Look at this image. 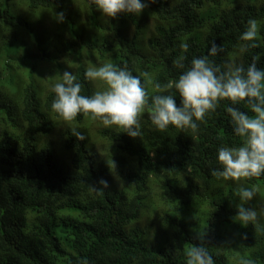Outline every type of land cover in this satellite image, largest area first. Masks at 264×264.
Masks as SVG:
<instances>
[{"label": "trees", "instance_id": "trees-1", "mask_svg": "<svg viewBox=\"0 0 264 264\" xmlns=\"http://www.w3.org/2000/svg\"><path fill=\"white\" fill-rule=\"evenodd\" d=\"M65 1L0 0V264H186V251L202 242L215 264H264V223L256 220L242 226L233 219L242 203L235 193L240 187L264 188V175L237 182L217 180L211 174L220 168V147L241 146L226 110L229 102L222 101L203 122L197 121L195 131L172 126L158 131L147 111L140 118L141 138L102 124L98 132L108 143L106 158L92 149L96 145L89 133L64 126L51 110L53 79L45 101L39 100L44 74L55 73L49 63L60 60L62 50L77 45L69 39L61 48L64 33L53 38L55 30L63 29L79 37ZM83 1L99 14L89 0ZM52 8L63 13L62 21L58 14L53 18L52 28L22 15L24 9L49 13ZM98 14L96 26L107 36L103 47L97 48L101 53L109 50L114 66L127 67L142 82L141 74L149 73V98L157 94L154 85L159 83L164 89L160 94L173 95L180 106L178 92L167 88L183 72L173 67V61L184 55L185 67L190 66L194 57L207 54L212 41L224 49L210 57L217 65L231 61L247 69L256 56L257 68L264 70V0H156L139 16L120 13L101 19ZM67 16L72 22L65 20ZM249 19L257 21L259 47L241 52L239 38ZM34 28L42 30L35 37L36 53L16 40L21 29ZM181 43L188 44L187 52ZM18 45L27 55H16ZM86 70L82 64L73 74L82 84L81 94L91 96L102 86L87 81ZM235 107L254 115L246 103ZM59 124L64 128L63 151L52 156L46 138L35 136L58 131ZM72 129L86 139L78 140ZM24 158H36V170L26 168ZM61 160L71 161L73 171L67 172ZM110 168L120 171V188L113 183ZM101 179L107 181V188L99 184ZM153 186L163 211L157 216L163 230L151 240L135 222L146 204L143 194ZM261 203L256 194L244 206ZM151 207L157 209L155 204Z\"/></svg>", "mask_w": 264, "mask_h": 264}, {"label": "clouds", "instance_id": "clouds-1", "mask_svg": "<svg viewBox=\"0 0 264 264\" xmlns=\"http://www.w3.org/2000/svg\"><path fill=\"white\" fill-rule=\"evenodd\" d=\"M74 2L79 3L78 0ZM89 2L102 16L113 19L120 13L139 16L150 3H155L156 0H145V2L141 0H89ZM58 19L63 20V13L58 14ZM257 35V21L249 19L246 30L239 38L242 41L240 51L259 47L256 43ZM188 47L186 43L180 44L183 52H187ZM223 51L221 45L212 41L207 54L194 57L190 66L185 67L186 57L184 55L178 56L173 61V67L183 69V72L177 80L167 85V88H174L178 92L180 106H177L173 95L160 94L164 89L159 83L154 85L157 94L149 98L146 88V84L151 83L149 73L141 74L145 78L142 82L141 76H134L127 67L118 68L111 63H105L100 67H89L84 74L87 81L99 82L102 86V90L95 91L91 96L82 95V84L77 81L76 75L70 71H64L60 82L52 87L55 98L51 104V110L58 114L64 126H77L86 118H90L92 121L102 122L107 128L115 126L135 139L142 136L140 118L145 111L158 131L163 132L169 126L181 131L185 129L195 131L198 128L197 121L203 122L205 117L214 112L222 101H227L231 105L226 109L230 115V123L234 134L241 140V146L220 147L217 157L220 168L213 170L211 174L217 180L222 178L224 181L240 182L259 178L264 175V70L257 68L259 57L256 56L252 58V63L247 69L231 61L221 66L210 60V57H216ZM40 93L45 97H39ZM47 94V88H40L39 100L44 102ZM241 103H246L249 111L254 115H249L235 107ZM80 114L84 116L83 119L75 120ZM55 120L59 123V119ZM74 120L75 122H72ZM77 127L88 133L85 128ZM63 132L64 128H60L59 124L58 131L54 130L49 135L42 133L35 137L36 140L40 137L41 139L46 138L45 142L50 145L53 156L63 151L61 149L64 142ZM72 134L80 141L86 139L75 129H72ZM55 141H59L60 147ZM95 142L97 147L94 145L92 149L108 158L110 154L105 150L108 149L107 146L102 147L96 138ZM36 158L33 161L24 158L26 168L36 170L38 164ZM61 161L67 172L73 171L71 161ZM114 162L106 164L113 165ZM125 167L127 170L130 169L128 165ZM110 170L113 173V183L119 188L123 186L120 171L114 168ZM99 184L104 189L108 187L107 181L103 179L99 181ZM235 194L239 196L242 203L237 207L234 221L242 226L255 222L257 212L244 206L256 196L255 185L251 188L240 187ZM157 197L155 186L149 192H144L142 200L146 204L141 216L135 222L136 226L145 230V234L151 240L158 238L157 234L163 230L162 223L157 217L163 214ZM154 204L157 206L156 210L151 207ZM166 233L170 234L171 231L167 228ZM203 235L204 233L199 237L201 241H203ZM84 264H87V261H84ZM186 264H215V262L202 242L199 246L192 245L186 251ZM242 264H249V262L243 261Z\"/></svg>", "mask_w": 264, "mask_h": 264}, {"label": "rangeland", "instance_id": "rangeland-1", "mask_svg": "<svg viewBox=\"0 0 264 264\" xmlns=\"http://www.w3.org/2000/svg\"><path fill=\"white\" fill-rule=\"evenodd\" d=\"M78 4H76L73 0H66L65 4L69 7V12L71 13L72 17L76 22L74 24L78 27L79 30V37H75V35L70 31L63 30H55L53 34L54 39H58L61 34L64 33V39L63 45L62 42H60V47L63 48L67 45V41L69 39H73L76 47L69 48L68 50H62L61 53H58L60 55V60H54L52 63H49V68H54L55 73L54 75H50L48 72L47 74H44L45 81V88H49L50 86V80L53 79V83H56L59 79H61V75L64 71H70L73 73L74 69L79 65H85L87 69L89 67H100L105 63H111L112 64V56L110 54V51L108 50L106 53H101L98 48L103 47V39L107 36V32H105L103 29L98 28L96 26L95 22V16L97 14L95 12H91L89 9L86 8V6L83 3V0H78ZM85 3V2H84ZM48 11V10H47ZM49 13H45V11H42L41 9H24L22 12L23 16L31 17L32 21H34L37 25L40 27H44L46 24H50V27H53V21L56 17V14H59L61 12L57 11L56 8H52L49 10ZM100 14V15H99ZM98 17H103L104 19H107V17H104L99 12ZM54 18V19H53ZM102 19V18H101ZM67 22L71 19L67 16L65 18ZM72 22V21H71ZM66 22H63V25H65ZM69 30L72 26L68 23ZM42 30L38 28H34L32 30L27 29H21L17 35V39L22 42L23 47L32 52L36 53V47L34 46L35 37L36 34H41ZM58 35V36H57ZM69 44H71L69 42ZM88 44H92V46H96L95 48L92 46H89ZM98 47V48H97ZM107 49H109L107 47ZM16 55H27V53L24 52V50L21 48L20 45L17 46V48H14ZM61 49H59L60 51ZM52 83V84H53ZM39 97H45L39 94ZM86 118V117H85ZM102 125V122L100 121H92L90 118H86L83 123L77 125L79 127L85 128L88 133L91 135V142L96 145L95 138L98 140L99 144L102 145V147L108 146V143L105 139H103L101 136H99L98 129ZM56 145L59 146V141H55ZM60 147V146H59ZM257 189V195L258 199L263 203L254 205L252 209H254L257 212V221L264 223V188L263 187H256ZM198 221H196L197 223ZM204 226V224H203ZM202 226V227H203ZM201 227V228H202Z\"/></svg>", "mask_w": 264, "mask_h": 264}]
</instances>
